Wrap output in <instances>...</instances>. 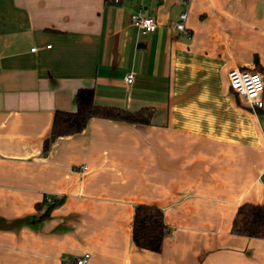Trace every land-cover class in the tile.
Returning a JSON list of instances; mask_svg holds the SVG:
<instances>
[{
    "label": "crops",
    "instance_id": "obj_1",
    "mask_svg": "<svg viewBox=\"0 0 264 264\" xmlns=\"http://www.w3.org/2000/svg\"><path fill=\"white\" fill-rule=\"evenodd\" d=\"M234 67L264 75V0H0V264H264V238L232 231L264 204V107L230 88ZM82 87L151 123L93 117L46 150ZM138 204L165 237L134 227Z\"/></svg>",
    "mask_w": 264,
    "mask_h": 264
},
{
    "label": "trees",
    "instance_id": "obj_2",
    "mask_svg": "<svg viewBox=\"0 0 264 264\" xmlns=\"http://www.w3.org/2000/svg\"><path fill=\"white\" fill-rule=\"evenodd\" d=\"M106 1L111 4H118L121 0L118 2L115 0ZM152 116L153 110L151 108L131 111L121 107L98 104L95 102L94 88L82 87L77 91L74 110H56L52 138L45 141V149H48L53 137L58 138L84 131L89 120L93 117L147 124L151 123ZM134 227L144 231L146 236L158 239V241L169 232L162 209L150 204H138L136 206ZM232 231L248 237L264 238V204L248 201L242 203L235 214ZM145 244L147 245L149 242Z\"/></svg>",
    "mask_w": 264,
    "mask_h": 264
},
{
    "label": "built area",
    "instance_id": "obj_3",
    "mask_svg": "<svg viewBox=\"0 0 264 264\" xmlns=\"http://www.w3.org/2000/svg\"><path fill=\"white\" fill-rule=\"evenodd\" d=\"M119 0H115L118 2ZM186 2L187 0H179ZM187 12H182L176 24L180 31L188 32L186 27ZM132 23L139 29L141 34H147L157 29V20L152 16L142 15L140 13H133L131 15ZM51 45H48L50 47ZM32 51H36L37 47H32ZM228 79L230 88L244 101L246 105L253 109L264 107V75L260 71L251 69H242L234 67L228 71ZM126 81L132 83L134 81V74L131 72L127 75ZM87 165H82V169H86ZM52 202V198H48ZM89 257L81 256L75 258L74 264H88ZM69 264V263H67Z\"/></svg>",
    "mask_w": 264,
    "mask_h": 264
},
{
    "label": "water",
    "instance_id": "obj_4",
    "mask_svg": "<svg viewBox=\"0 0 264 264\" xmlns=\"http://www.w3.org/2000/svg\"><path fill=\"white\" fill-rule=\"evenodd\" d=\"M263 125H264V123H263ZM55 137H53V139H54Z\"/></svg>",
    "mask_w": 264,
    "mask_h": 264
}]
</instances>
